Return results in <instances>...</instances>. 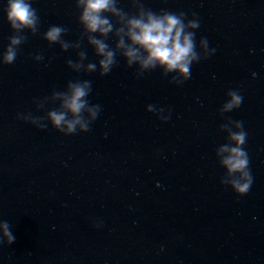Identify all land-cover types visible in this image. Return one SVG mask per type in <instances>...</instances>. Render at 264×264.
Instances as JSON below:
<instances>
[{"label": "water", "instance_id": "obj_1", "mask_svg": "<svg viewBox=\"0 0 264 264\" xmlns=\"http://www.w3.org/2000/svg\"><path fill=\"white\" fill-rule=\"evenodd\" d=\"M145 4L197 13V40L207 37L216 49L182 85L159 69L137 78L119 57L105 76L72 72L64 61L75 52L39 36L0 67V219L15 236L0 247V264H264V0ZM120 6L134 11L128 0ZM33 7L41 32L60 24L70 30L65 39L77 38L71 0ZM10 34L0 13V44ZM41 51L44 61L29 58ZM70 79L92 81L89 100L102 111L91 131L65 136L16 119L17 112L40 114L31 99ZM229 88L244 99L224 115L244 121L254 177L239 197L219 183L224 170L214 157L225 142L217 109ZM147 104L171 109V118L158 120Z\"/></svg>", "mask_w": 264, "mask_h": 264}, {"label": "clouds", "instance_id": "obj_2", "mask_svg": "<svg viewBox=\"0 0 264 264\" xmlns=\"http://www.w3.org/2000/svg\"><path fill=\"white\" fill-rule=\"evenodd\" d=\"M34 2L5 0V6L0 8L11 33L6 37L7 43L0 44V67L14 64L29 36H39L48 47L56 45L61 52H75V59L64 61L72 72L105 76L117 66L119 57L125 67L135 68L137 78L159 69L161 77L179 86L191 78L194 64L216 52L207 37L197 40L196 30L201 22L195 12L153 10L146 6L145 0H128L134 11L121 7V0H71L80 30L77 38L69 41L64 38L70 31L65 25L52 24L40 31L41 19ZM85 45L91 48L95 62L89 60ZM29 58L36 62L45 60L43 51L30 54ZM256 75L252 73L253 77ZM91 93V80L70 79L63 89H53L47 95L31 99L35 113L40 114L17 112L16 119L39 130L51 127L65 136L87 133L102 111L100 104L90 102ZM225 97L217 109L223 119L218 131L224 134L225 142L215 147L214 157L218 167L224 170L219 183L239 197L247 195L254 182L246 148L248 131L244 121L224 114L239 109L244 97L238 88H229ZM145 111L162 122L171 118V109L155 104H147ZM14 242L11 223L0 219V247Z\"/></svg>", "mask_w": 264, "mask_h": 264}]
</instances>
